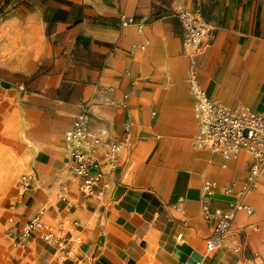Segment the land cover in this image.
Masks as SVG:
<instances>
[{
  "label": "crops",
  "instance_id": "crops-1",
  "mask_svg": "<svg viewBox=\"0 0 264 264\" xmlns=\"http://www.w3.org/2000/svg\"><path fill=\"white\" fill-rule=\"evenodd\" d=\"M185 7L201 8L212 25L196 57L202 88L264 114V0H0V143L16 158L0 178L11 187L0 264H264V176L242 198L254 213L238 212L222 247L206 252L214 220L203 216L204 184L218 185L212 209H227L254 160L196 145L192 65L176 14ZM122 16L134 23L122 26ZM85 107L91 128L114 139L133 123L119 167L89 197L65 140ZM18 172L30 187L16 185ZM44 208L46 227L78 223L71 256L45 230L25 248L9 236Z\"/></svg>",
  "mask_w": 264,
  "mask_h": 264
},
{
  "label": "built area",
  "instance_id": "built-area-1",
  "mask_svg": "<svg viewBox=\"0 0 264 264\" xmlns=\"http://www.w3.org/2000/svg\"><path fill=\"white\" fill-rule=\"evenodd\" d=\"M176 14L184 28L185 50L192 65L191 92L195 100V116L199 121L196 145L219 153L227 160L245 150L254 160L247 180L240 190L239 200L230 204L227 209L213 210L211 207V198L218 188L216 182L208 181L203 186V216L206 220H214L211 234L206 238V252L211 254L222 247L225 238L233 230L238 212L245 211L249 215L254 213L253 208L245 204L242 198L254 189L258 180L264 176V114H258L247 107L233 109L208 96L197 80L196 57L202 52L204 39L211 33L212 25L199 7L179 8ZM121 19L122 26L134 23L133 19L126 16ZM132 127V121L127 120L124 124L125 137L118 140L111 136L107 128H91L90 110L87 107L74 116L70 128L65 133V140L69 148L70 169L81 181V190L86 197L92 196L99 181L119 167L120 154L131 139ZM31 180V176H23L20 186L30 187ZM220 189L225 194L233 191L229 186H222ZM47 210H41L19 231L9 236L18 247L25 248L37 231L45 230L44 240L71 256L74 242L71 233L78 223L73 222L68 230L62 227V223L46 227L42 215Z\"/></svg>",
  "mask_w": 264,
  "mask_h": 264
},
{
  "label": "rangeland",
  "instance_id": "rangeland-1",
  "mask_svg": "<svg viewBox=\"0 0 264 264\" xmlns=\"http://www.w3.org/2000/svg\"><path fill=\"white\" fill-rule=\"evenodd\" d=\"M16 158L14 157L13 154L6 152L5 148H3V144L0 143V178L1 177H7L6 172L2 171L5 167V164H9V160H15ZM8 161V162H7ZM29 175L27 172H18L13 176L12 180H16V185L21 183V179L23 176ZM261 180L258 181V186L260 184ZM258 188V187H257ZM256 188V189H257ZM255 189V190H256ZM11 190L10 186H0V226H1V221H2V212L4 211V202L7 200L9 192ZM252 191V194L255 192ZM260 242L264 243V237L259 238Z\"/></svg>",
  "mask_w": 264,
  "mask_h": 264
}]
</instances>
